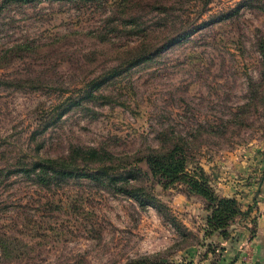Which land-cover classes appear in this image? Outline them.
<instances>
[{"label":"rangeland","instance_id":"rangeland-1","mask_svg":"<svg viewBox=\"0 0 264 264\" xmlns=\"http://www.w3.org/2000/svg\"><path fill=\"white\" fill-rule=\"evenodd\" d=\"M262 46L264 0H0V264H213L218 254L221 264H264L262 215L248 218L243 248L238 217L231 244L214 250L223 237L207 233L206 201L181 183L164 188L145 162L132 184L161 208L91 178L31 170L76 147L131 163L186 143L189 170L203 167L216 191L221 172L260 181Z\"/></svg>","mask_w":264,"mask_h":264},{"label":"trees","instance_id":"trees-1","mask_svg":"<svg viewBox=\"0 0 264 264\" xmlns=\"http://www.w3.org/2000/svg\"><path fill=\"white\" fill-rule=\"evenodd\" d=\"M31 1L35 0H3V3H28ZM233 14L230 12L224 13L218 17V20L228 19L234 16ZM190 35L189 31L180 33L158 49L154 51H142L127 62L131 67L151 60L167 47L182 42ZM261 52L264 57V46H262ZM117 73V69L110 70L103 78L92 80L88 88L92 90L99 88ZM185 145L183 143H176L171 148L163 151L153 149L143 157L136 158L131 163H128V160L122 162L116 161L115 157L106 151V149L76 147L68 158L39 160L34 163L31 170L41 169V176L46 171H53L59 175L91 178L102 185L104 184L107 187L113 188L117 192L133 197L142 205H154L161 208L163 204L152 190L136 187L132 184L142 173L144 174L138 164L145 162L148 173L152 178H159L164 188L181 183L186 185V190L189 194L202 197L206 201L207 210L209 211L207 233L209 236L218 234L226 240L231 236L230 226L232 223L238 217H248L250 209H242L236 197L220 195L214 188L210 176L203 167L197 165L192 170H189L190 159ZM43 180H46V177ZM254 222L256 223V220ZM213 248L214 250L215 248L221 250L222 253L225 251V245L222 242L220 244L217 243L216 247L213 246ZM209 253H213V250L209 251ZM222 260V254H218L213 264H221Z\"/></svg>","mask_w":264,"mask_h":264},{"label":"crops","instance_id":"crops-1","mask_svg":"<svg viewBox=\"0 0 264 264\" xmlns=\"http://www.w3.org/2000/svg\"><path fill=\"white\" fill-rule=\"evenodd\" d=\"M222 163H225L222 162ZM227 163V162H226ZM243 164L246 165L245 167V174L246 176H249L250 173H252V162H243ZM223 165V164H222ZM264 165V161H263ZM224 167V165H223ZM224 169V168H222ZM261 170V169H260ZM216 177V186L217 191L220 195L226 196V197H236L242 207V209H250V215L242 220V225L236 229L237 234L239 233L240 239H239V247H242L241 240L244 239V237H249V226L250 223H248V218H251L250 216L253 214V216H263L262 219H264V178L260 181H253L248 182L246 179H236L237 177L233 173H225L221 172ZM261 223V218L259 217ZM264 230V226H263ZM264 233V231L262 232ZM236 236L235 233H232L231 236L228 239L222 238L223 244L230 243L231 240H233V237ZM249 239V238H248ZM237 241V239H235ZM228 243V244H229ZM236 243V242H235ZM261 242H257L256 244L259 246L258 250L262 253L263 249ZM231 244V243H230ZM238 244H235L237 246ZM252 244V240L250 242ZM243 248V247H242ZM241 248V249H242ZM262 255V254H261Z\"/></svg>","mask_w":264,"mask_h":264}]
</instances>
